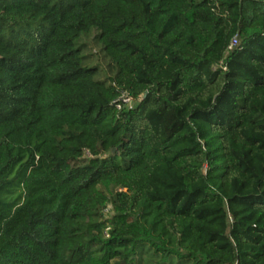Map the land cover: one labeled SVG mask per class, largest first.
Wrapping results in <instances>:
<instances>
[{"label":"trees","instance_id":"1","mask_svg":"<svg viewBox=\"0 0 264 264\" xmlns=\"http://www.w3.org/2000/svg\"><path fill=\"white\" fill-rule=\"evenodd\" d=\"M0 264H264V0H0Z\"/></svg>","mask_w":264,"mask_h":264},{"label":"rangeland","instance_id":"2","mask_svg":"<svg viewBox=\"0 0 264 264\" xmlns=\"http://www.w3.org/2000/svg\"><path fill=\"white\" fill-rule=\"evenodd\" d=\"M80 45L84 47L83 55L87 58H90L88 61L90 65H97L102 68L104 71L107 67V61L104 59L101 52V47L97 41V33L92 32L90 35L82 38ZM108 197L111 196V191H106ZM105 220L109 221L112 217V206L109 204L104 212ZM109 229L106 230L108 233Z\"/></svg>","mask_w":264,"mask_h":264},{"label":"built area","instance_id":"3","mask_svg":"<svg viewBox=\"0 0 264 264\" xmlns=\"http://www.w3.org/2000/svg\"><path fill=\"white\" fill-rule=\"evenodd\" d=\"M237 46V38H235L232 42V45L231 47L234 48ZM135 104L134 100L131 99L129 96L127 95H123L121 100H120V103L119 105L117 106V110L120 111L122 109V107H133V105Z\"/></svg>","mask_w":264,"mask_h":264},{"label":"water","instance_id":"4","mask_svg":"<svg viewBox=\"0 0 264 264\" xmlns=\"http://www.w3.org/2000/svg\"><path fill=\"white\" fill-rule=\"evenodd\" d=\"M114 152V151H113Z\"/></svg>","mask_w":264,"mask_h":264}]
</instances>
